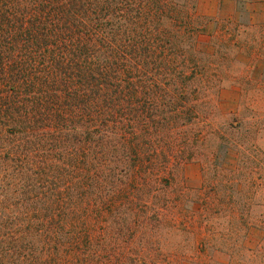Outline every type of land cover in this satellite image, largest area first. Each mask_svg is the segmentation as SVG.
<instances>
[{
    "label": "trees",
    "instance_id": "obj_1",
    "mask_svg": "<svg viewBox=\"0 0 264 264\" xmlns=\"http://www.w3.org/2000/svg\"><path fill=\"white\" fill-rule=\"evenodd\" d=\"M192 9V0H0V141L10 154L0 168L11 161L27 190L11 214L0 204V242L30 238L52 264L97 259L106 244L95 218L122 199V178L137 173L135 187L149 188L146 174L188 159L187 143L133 139L166 125L159 94L186 75L177 41L191 34ZM142 96L153 100L147 120L130 107Z\"/></svg>",
    "mask_w": 264,
    "mask_h": 264
},
{
    "label": "rangeland",
    "instance_id": "obj_2",
    "mask_svg": "<svg viewBox=\"0 0 264 264\" xmlns=\"http://www.w3.org/2000/svg\"><path fill=\"white\" fill-rule=\"evenodd\" d=\"M175 1L183 7L187 0ZM192 5L191 34L184 31L177 41H185L176 67L186 75L159 94L165 96L158 100L164 102L159 110L166 125L158 135L152 124L146 126L133 139L187 143L189 157L164 176L146 174L149 188L135 187L137 173L123 177L122 199L100 205L94 222L106 246L97 259L76 257L73 264H264V4L192 0ZM150 98L133 99L132 112L141 110L147 120ZM2 143L0 156L7 152ZM6 163L0 168L5 216L14 210L10 204L19 206L17 193L27 191L14 184L16 170ZM84 217L89 223L90 212ZM0 248V264L53 262L34 253L30 238L21 244L7 237Z\"/></svg>",
    "mask_w": 264,
    "mask_h": 264
},
{
    "label": "crops",
    "instance_id": "obj_3",
    "mask_svg": "<svg viewBox=\"0 0 264 264\" xmlns=\"http://www.w3.org/2000/svg\"><path fill=\"white\" fill-rule=\"evenodd\" d=\"M260 3L264 4V0H259Z\"/></svg>",
    "mask_w": 264,
    "mask_h": 264
}]
</instances>
